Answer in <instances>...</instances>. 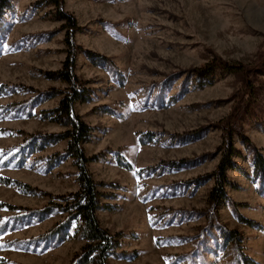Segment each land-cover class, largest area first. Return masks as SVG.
<instances>
[{
	"label": "rangeland",
	"instance_id": "374dc122",
	"mask_svg": "<svg viewBox=\"0 0 264 264\" xmlns=\"http://www.w3.org/2000/svg\"><path fill=\"white\" fill-rule=\"evenodd\" d=\"M7 2L0 177L31 190L0 181V264H75L86 243L63 208L79 189L65 127L42 113L68 86L50 76L68 57L89 93L73 110L90 127L81 147L113 240L106 264H264L253 169L264 159V0H60L71 43L48 0ZM227 136L233 167L215 206Z\"/></svg>",
	"mask_w": 264,
	"mask_h": 264
},
{
	"label": "trees",
	"instance_id": "16d2710c",
	"mask_svg": "<svg viewBox=\"0 0 264 264\" xmlns=\"http://www.w3.org/2000/svg\"><path fill=\"white\" fill-rule=\"evenodd\" d=\"M48 2L55 6L56 15H59L60 18H65V20H67V23L69 24L68 41L71 43L72 30L74 27L73 17L61 10L60 0H48ZM7 6H9L7 0H0V13L1 9ZM229 67L226 66L225 69L231 70ZM196 71L200 74L201 72H205V68ZM50 76L57 77L59 80L68 84V86H66V90H64L60 96L57 104L42 113L46 114L47 117L65 127L63 133L60 134V137L66 139L67 155L73 158L77 169L76 180L78 182L79 189L73 194V197L69 200V202H67L66 207L63 206L64 209L66 208L71 212L69 213V216L75 214L78 215V218L81 221V224H79V230L81 236L86 240V243L83 245L82 253L76 258L75 264H84L85 262H87V264H106L105 257L113 245V240L112 236H110L108 232L98 224L95 212L96 209L103 205L100 203V193L96 189V186L86 169L85 161L87 158L84 156L81 147V143L86 141L89 137L90 127L83 120H81L73 110V104L78 100L82 101L86 99L89 93L86 92L84 88L80 87V84L73 72V61L71 57H68V59L62 63L61 68L57 71H53ZM48 138V135H42L41 142H48ZM227 142L229 144L226 145L222 159L218 164L215 184L210 189L208 194L209 199L213 202V204H215V206L219 203L221 204L223 201L222 199L225 197L223 185L227 183V180L225 178L224 171L227 167H233V163L230 160L233 149L231 147L229 136H227ZM50 158L51 157H49V165L52 164V159ZM116 161L119 165L125 167L126 169L131 168L130 162L125 160L123 157H116ZM253 166L254 171L260 174L264 187V159L259 154H256ZM0 181L5 183L16 182L18 187L22 190H31L21 181L19 182L8 179L7 177H0ZM107 207H109L108 204ZM45 210H48V208L45 207ZM240 219L248 224L252 223L247 218ZM230 232L231 231H227L224 234H226L229 238H233L232 235L231 237L228 235ZM88 255H90L89 258Z\"/></svg>",
	"mask_w": 264,
	"mask_h": 264
},
{
	"label": "snow or ice",
	"instance_id": "6c2138e0",
	"mask_svg": "<svg viewBox=\"0 0 264 264\" xmlns=\"http://www.w3.org/2000/svg\"><path fill=\"white\" fill-rule=\"evenodd\" d=\"M2 47V46H0ZM133 175H135V173H133ZM149 220L151 221V217L149 218ZM3 222H0V226H2Z\"/></svg>",
	"mask_w": 264,
	"mask_h": 264
}]
</instances>
